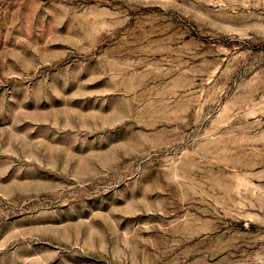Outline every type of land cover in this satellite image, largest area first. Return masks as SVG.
<instances>
[{
	"label": "rangeland",
	"instance_id": "rangeland-1",
	"mask_svg": "<svg viewBox=\"0 0 264 264\" xmlns=\"http://www.w3.org/2000/svg\"><path fill=\"white\" fill-rule=\"evenodd\" d=\"M0 264H264V0H0Z\"/></svg>",
	"mask_w": 264,
	"mask_h": 264
}]
</instances>
